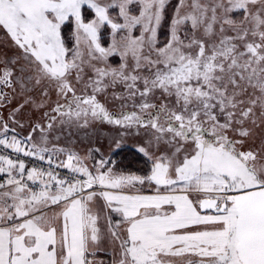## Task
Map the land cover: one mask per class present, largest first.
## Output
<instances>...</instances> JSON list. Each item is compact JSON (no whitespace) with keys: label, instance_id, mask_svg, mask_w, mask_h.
Returning <instances> with one entry per match:
<instances>
[{"label":"snow or ice","instance_id":"1","mask_svg":"<svg viewBox=\"0 0 264 264\" xmlns=\"http://www.w3.org/2000/svg\"><path fill=\"white\" fill-rule=\"evenodd\" d=\"M169 3L0 0V264H264V0Z\"/></svg>","mask_w":264,"mask_h":264},{"label":"rangeland","instance_id":"2","mask_svg":"<svg viewBox=\"0 0 264 264\" xmlns=\"http://www.w3.org/2000/svg\"><path fill=\"white\" fill-rule=\"evenodd\" d=\"M177 3V0H170L169 8H168V19L162 23L160 30H159V38L160 40H164L165 35L167 34L168 29V21L170 20L171 14L173 12V5ZM110 62L115 64L119 62V57L110 58ZM34 115L38 116L39 113H34ZM86 134V135H85ZM110 134H112L111 126L106 124L98 123L94 127L75 132L73 139H76V147L79 148L81 151H84L87 147L91 146L90 141L95 143L96 146H101L102 149L106 152L109 146V138ZM69 142V138L65 137L61 140V143ZM136 141L132 138L126 139L123 149L117 150L116 155L113 157L114 159L118 160L123 167H127L131 170H135L136 166L138 165L139 161L136 155V149L134 147ZM125 155L132 156L133 162L135 164L129 165L125 162L123 158ZM100 255L103 256L102 253Z\"/></svg>","mask_w":264,"mask_h":264},{"label":"built area","instance_id":"3","mask_svg":"<svg viewBox=\"0 0 264 264\" xmlns=\"http://www.w3.org/2000/svg\"><path fill=\"white\" fill-rule=\"evenodd\" d=\"M21 158L26 159V162L28 163V166H32L33 163L39 164L40 162L38 160H34L31 157H23V155L21 154ZM60 171H63L62 169ZM3 174H0V177H2Z\"/></svg>","mask_w":264,"mask_h":264},{"label":"trees","instance_id":"4","mask_svg":"<svg viewBox=\"0 0 264 264\" xmlns=\"http://www.w3.org/2000/svg\"><path fill=\"white\" fill-rule=\"evenodd\" d=\"M123 158L125 159V162H126L127 164H129V165L135 164V163L133 162V158H132V156L125 155Z\"/></svg>","mask_w":264,"mask_h":264},{"label":"crops","instance_id":"5","mask_svg":"<svg viewBox=\"0 0 264 264\" xmlns=\"http://www.w3.org/2000/svg\"><path fill=\"white\" fill-rule=\"evenodd\" d=\"M103 255H105L104 253H102Z\"/></svg>","mask_w":264,"mask_h":264}]
</instances>
